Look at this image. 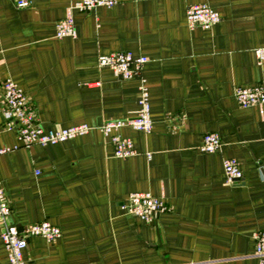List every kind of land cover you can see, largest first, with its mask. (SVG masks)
<instances>
[{
  "label": "crops",
  "instance_id": "obj_1",
  "mask_svg": "<svg viewBox=\"0 0 264 264\" xmlns=\"http://www.w3.org/2000/svg\"><path fill=\"white\" fill-rule=\"evenodd\" d=\"M77 0H0V90L13 81L44 129L79 123L82 134L54 144L22 145L4 128L0 105V186L9 213L0 233L46 221L51 241L26 237L24 264H257L253 231L264 230V104L241 107L237 86L264 85V0H116L110 8L69 10L75 35L55 24ZM205 5L219 16L210 29L188 28L185 10ZM144 56L122 79L98 66L100 54ZM148 92L151 129L123 125L134 153L115 157L99 126L128 119L138 84ZM214 132L220 146L199 150ZM241 177L225 183L222 161ZM130 192L168 207L149 222L126 213ZM0 264H7L0 239Z\"/></svg>",
  "mask_w": 264,
  "mask_h": 264
},
{
  "label": "built area",
  "instance_id": "obj_2",
  "mask_svg": "<svg viewBox=\"0 0 264 264\" xmlns=\"http://www.w3.org/2000/svg\"><path fill=\"white\" fill-rule=\"evenodd\" d=\"M29 0H14L17 9L29 6ZM116 4V0H77L71 4L65 16L55 24V37H73L75 35L69 10L78 12H90L99 7L110 8ZM219 21L216 12L205 5H190L185 10V23L188 28L198 27L203 30L210 29ZM254 55L258 62L264 61V45L254 49ZM146 57H133L128 51H113L100 54L96 58L98 66L109 68L113 74L122 79H128L138 75ZM137 111L128 119H117L103 122L99 129L103 135H110V142L115 157H127L134 153L132 142L125 137L110 134L112 130L123 125L133 129L149 132L152 126L149 117L148 92L140 79L138 84ZM233 96L241 107L264 104V85L237 86L233 90ZM0 105L5 119L4 128L14 129L16 136L22 145L31 144H54L66 139L82 135L88 130V126L79 123L67 127L44 129L35 117L30 101L23 94L21 89L10 79H4L1 83ZM220 140L216 133L207 132L202 135L199 150L210 153L217 150ZM6 149H0V153ZM222 171L225 183H233L241 177L237 161L234 158H225L222 161ZM120 207L129 214L137 216L144 222L154 219L159 213L168 210L166 204L148 192H130L126 201ZM9 213V206L4 198L0 186V219H4ZM60 234L57 226L46 221L24 225L19 230L13 226H7L1 233L0 239L6 250L7 264H24L21 250L26 244V237L40 236L46 241H51ZM254 240V255L257 257V264H264V230H256L252 233Z\"/></svg>",
  "mask_w": 264,
  "mask_h": 264
}]
</instances>
